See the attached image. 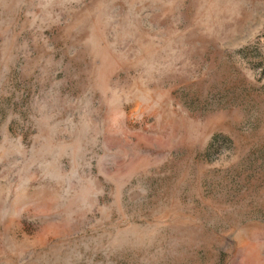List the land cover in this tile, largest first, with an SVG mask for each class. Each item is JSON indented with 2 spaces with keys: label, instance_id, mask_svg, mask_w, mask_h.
Masks as SVG:
<instances>
[{
  "label": "rangeland",
  "instance_id": "374dc122",
  "mask_svg": "<svg viewBox=\"0 0 264 264\" xmlns=\"http://www.w3.org/2000/svg\"><path fill=\"white\" fill-rule=\"evenodd\" d=\"M0 264H264V0H0Z\"/></svg>",
  "mask_w": 264,
  "mask_h": 264
}]
</instances>
